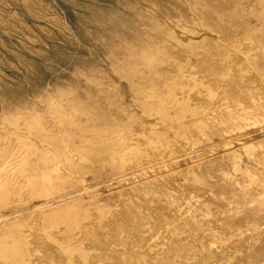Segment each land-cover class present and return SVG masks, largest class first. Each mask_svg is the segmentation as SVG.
Masks as SVG:
<instances>
[{
	"label": "rangeland",
	"instance_id": "1",
	"mask_svg": "<svg viewBox=\"0 0 264 264\" xmlns=\"http://www.w3.org/2000/svg\"><path fill=\"white\" fill-rule=\"evenodd\" d=\"M263 184L264 0H0V264L247 218L185 264H263Z\"/></svg>",
	"mask_w": 264,
	"mask_h": 264
},
{
	"label": "bare ground",
	"instance_id": "2",
	"mask_svg": "<svg viewBox=\"0 0 264 264\" xmlns=\"http://www.w3.org/2000/svg\"><path fill=\"white\" fill-rule=\"evenodd\" d=\"M28 168H29V166H28ZM248 175H249V172H247V174H246V177L247 178H249L251 176V174H250V176H248ZM251 179H252V177L250 178V181H252ZM263 187H264V184H263ZM256 200L259 201V198L258 199L256 198L255 199V202H257ZM260 200L262 201L263 198L260 199ZM262 202H263V204L262 203L261 204L264 206V200ZM262 205H260V207L262 209H264L262 207ZM162 216H164V215L162 214ZM244 216H250L251 217V214L246 211ZM248 220H249V218L243 219V220H240V221H233L231 219H226V220H224L222 222V224L220 223L219 225H215V223H212V224L210 223L208 225V227L206 226L203 230H201L199 239H196L195 237L194 238L185 237L183 233L182 234L180 233L179 235L173 234V236L170 234L171 237L168 236V238H166L167 241L165 239V241L167 243L166 242H160L158 240L160 238V236H161V239L164 238L163 237V235H164L163 234V229L164 228H159V227H162V224L160 226L159 225L160 223H159L158 224V227H157L156 224L158 222H153L151 224H148V223L147 224H143V221H142V225L140 224L141 227L139 225H135L134 224L135 226H139V228L138 227H135L134 225H131L132 227H130L131 229L129 228L130 231L128 232V238L126 237L127 239H125L124 242L121 243V244H119V245L117 244V242H114V245L117 244L115 246L113 244L111 245V243H110V245L104 244L103 242L101 243V240H100V242H98L99 239H101L103 237L99 238V236H96V238L98 237L99 239H96L95 238L96 240H98V241H96L97 243H95V246L97 244V246L95 247V250H92L94 248L91 247V245H90L91 242L89 241L90 243L88 245H90V247L92 248L91 249L92 251H87V252L84 251V252H82V256H80V254H77V255L75 254L76 256L75 255L68 256V254H66V252L64 251V247H61L60 246V252L56 253V256H55V258L57 259V262L56 261L55 262H56V264H90L91 261L93 260V258H96L97 256L98 257L99 256H102V254L105 255V256L103 255L105 257V259L102 257V260L104 262V260H107L106 259L107 256L105 254V251H106L108 253V256H109V263L105 262L106 264H185L186 258L189 257V254L191 252H192V254L195 253V250L196 249L201 248V247H204L203 250L205 251V249L206 250H210V249H213L214 247H216L215 246L216 243H217L216 239L213 238V237H211L210 235H209L210 236L209 237L208 236V234H209L208 232H211L214 229H217V231L225 232L228 235H234V234L236 235V233H240L241 232L240 235L244 238V232H246V231L248 232V230H245L246 228L245 229H242L241 226L243 225V223L247 222ZM137 222H139V221H137ZM139 223H141V221ZM139 223H137V224H139ZM162 223H163V225L165 224L164 221ZM166 225H168V223L165 224L164 226H166ZM133 226L136 229H134ZM154 226L157 227L158 229H161V230H159V233H158V231H156V233L153 232V229H156ZM209 227H212L211 231L208 230ZM178 229H180V228H178ZM255 229H256L255 231L258 232V231H261L262 230V227L257 226ZM60 230H61V228H60ZM149 230H151L155 234H153V235L150 234L149 235V232H148ZM151 231H150V233H151ZM121 233H120V236L122 235ZM203 234L208 236L206 239H204L206 241H204L203 239H201V237H202L201 235H203ZM176 235L178 236V238H176L177 237ZM64 236L65 235L62 236V239L64 238ZM117 236L118 235H116V237ZM120 236H118V237H120ZM152 236L154 238L157 237L158 239L157 238L154 239ZM116 237L114 236V238H116ZM59 238H58V241H59ZM114 238H112V239H114ZM107 241H110V240H107ZM189 241H191V243H189V244L187 243L186 244V242H189ZM105 243H107V242H105ZM54 244H55V242H54ZM261 245L263 247V250H262V253L260 255H258L259 257L264 256V241L261 242ZM45 247L46 248H49L50 246L47 243V245H45ZM256 248L258 249V247H256L255 245H247V246H245L243 248V250L241 251L240 254L234 256L232 259H230L229 261H226L224 263L223 262L222 263L219 262L218 258L214 254H211L206 259H201V258H203V257H201L194 264H252L251 262L253 260H250L249 257H248V255L249 254H254L255 251H256ZM100 251H103V252H100ZM99 253H101V255H99ZM34 255H35V252L34 251L27 250V251H22V252L19 251L14 256H8V254L6 252H4L3 255H1V257H5V260L8 261V264H32L31 261H28L27 260V258H30V260L32 259V261H33V256ZM99 258H101V257H99ZM178 259H179V261H178ZM55 262L52 263V264H55ZM92 262H94V260ZM103 262H102V264H103ZM261 262H264V257L260 260L259 263H261ZM97 263L98 264H101V262L100 263L97 262ZM187 264H189V263H187Z\"/></svg>",
	"mask_w": 264,
	"mask_h": 264
}]
</instances>
